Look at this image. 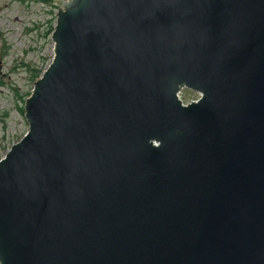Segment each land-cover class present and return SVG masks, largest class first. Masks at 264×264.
Here are the masks:
<instances>
[{
    "label": "water",
    "instance_id": "95a60500",
    "mask_svg": "<svg viewBox=\"0 0 264 264\" xmlns=\"http://www.w3.org/2000/svg\"><path fill=\"white\" fill-rule=\"evenodd\" d=\"M57 4L0 264H264V0Z\"/></svg>",
    "mask_w": 264,
    "mask_h": 264
},
{
    "label": "rangeland",
    "instance_id": "374dc122",
    "mask_svg": "<svg viewBox=\"0 0 264 264\" xmlns=\"http://www.w3.org/2000/svg\"><path fill=\"white\" fill-rule=\"evenodd\" d=\"M57 0H0V157L27 133L26 102L55 56ZM185 102L200 93L187 87Z\"/></svg>",
    "mask_w": 264,
    "mask_h": 264
},
{
    "label": "built area",
    "instance_id": "2783aa9c",
    "mask_svg": "<svg viewBox=\"0 0 264 264\" xmlns=\"http://www.w3.org/2000/svg\"><path fill=\"white\" fill-rule=\"evenodd\" d=\"M183 90L181 92H179L178 95H179V98L183 101V104H185L184 99H183Z\"/></svg>",
    "mask_w": 264,
    "mask_h": 264
},
{
    "label": "clouds",
    "instance_id": "9594fccd",
    "mask_svg": "<svg viewBox=\"0 0 264 264\" xmlns=\"http://www.w3.org/2000/svg\"><path fill=\"white\" fill-rule=\"evenodd\" d=\"M152 143H155V142L153 141ZM156 146H158V145H156Z\"/></svg>",
    "mask_w": 264,
    "mask_h": 264
},
{
    "label": "trees",
    "instance_id": "16d2710c",
    "mask_svg": "<svg viewBox=\"0 0 264 264\" xmlns=\"http://www.w3.org/2000/svg\"><path fill=\"white\" fill-rule=\"evenodd\" d=\"M0 159H1V157H0Z\"/></svg>",
    "mask_w": 264,
    "mask_h": 264
}]
</instances>
